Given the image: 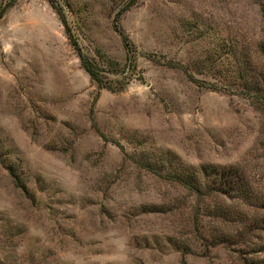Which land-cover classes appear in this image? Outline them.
Masks as SVG:
<instances>
[{
  "label": "rangeland",
  "instance_id": "1",
  "mask_svg": "<svg viewBox=\"0 0 264 264\" xmlns=\"http://www.w3.org/2000/svg\"><path fill=\"white\" fill-rule=\"evenodd\" d=\"M50 1L0 0V263L264 264V115L226 73L264 63V0ZM201 166L248 198L167 176Z\"/></svg>",
  "mask_w": 264,
  "mask_h": 264
},
{
  "label": "trees",
  "instance_id": "2",
  "mask_svg": "<svg viewBox=\"0 0 264 264\" xmlns=\"http://www.w3.org/2000/svg\"><path fill=\"white\" fill-rule=\"evenodd\" d=\"M49 3L51 2L48 0ZM135 0H129V6L133 5ZM53 3L51 2V5ZM4 14V9L0 10V18ZM65 27V34L70 42L73 50L75 51L80 64L84 71L89 75L90 79L97 84L101 89H107L115 92V87L111 86L103 74L100 73L98 67L91 62L81 51L79 45L74 39L70 28L63 21ZM124 47L132 53L130 49V43L128 39H124ZM257 52L260 57L264 59V42L258 45ZM225 54H229V50L224 51ZM233 61L227 63L226 73L230 75V78L234 79L240 88L239 94L248 99L255 110L264 115V63L261 66L254 64L246 54L233 50L231 52ZM227 58V57H226ZM131 65L129 60L128 68ZM236 92V91H235ZM169 179L177 183L187 185L194 194H200L203 190L210 191L209 188L216 193L224 196L236 195L237 197L247 199V190H245L244 180L227 169H217L212 166H201L197 171L190 169L189 171H179V169L171 170L167 173ZM211 180L212 187L204 181ZM1 264V263H0Z\"/></svg>",
  "mask_w": 264,
  "mask_h": 264
}]
</instances>
